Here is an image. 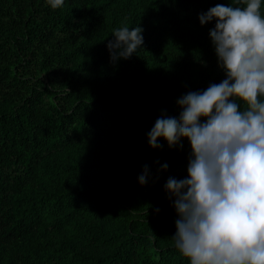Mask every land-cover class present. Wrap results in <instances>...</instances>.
<instances>
[{"label": "trees", "instance_id": "trees-1", "mask_svg": "<svg viewBox=\"0 0 264 264\" xmlns=\"http://www.w3.org/2000/svg\"><path fill=\"white\" fill-rule=\"evenodd\" d=\"M221 1L168 0L174 16L154 21L142 33L145 52L126 60L138 67L150 51L163 55L176 96L168 104L163 79L131 84L121 66L109 71L102 18L115 0H64L57 9L47 0H0V244L21 264H189L171 240L174 201L162 200L159 188L187 177L191 149L186 139L150 148L147 134L158 110L178 117L181 96L224 79L211 44L181 25L196 27L198 15ZM69 4L79 13H62ZM101 136L108 142L94 147L105 157L100 164L64 154ZM92 202L100 204L79 207ZM51 232H68L71 243L47 250ZM71 248L89 254L67 258Z\"/></svg>", "mask_w": 264, "mask_h": 264}, {"label": "clouds", "instance_id": "clouds-1", "mask_svg": "<svg viewBox=\"0 0 264 264\" xmlns=\"http://www.w3.org/2000/svg\"><path fill=\"white\" fill-rule=\"evenodd\" d=\"M47 3L57 9L64 0ZM236 5L217 3L198 15L201 26L214 22L209 38L224 79L181 96L179 116L162 114L147 134L150 148L160 139L182 147L186 139L191 149L187 177L165 184L177 215L171 240L189 264H264V17L261 0ZM142 33L115 28L110 62L136 54Z\"/></svg>", "mask_w": 264, "mask_h": 264}, {"label": "rangeland", "instance_id": "rangeland-1", "mask_svg": "<svg viewBox=\"0 0 264 264\" xmlns=\"http://www.w3.org/2000/svg\"><path fill=\"white\" fill-rule=\"evenodd\" d=\"M190 4H195L196 2L200 1L199 3L209 2L211 0H186ZM202 1V2H201ZM217 1V0H214ZM219 3L224 4H232L234 6L236 5V0H222ZM217 4V3H216ZM239 6H243L241 3ZM79 8L75 4H69L66 6H63L62 13H79ZM174 16L172 12V6L169 4L168 0H115V4L111 7L110 10L106 12L104 17L102 18L104 24L106 25L107 35L108 38L111 39V34L113 30L117 27H122L127 25L128 27H141L143 29V33L149 34V29L152 28V23L154 21H157L159 18H172ZM262 17H264L262 15ZM199 21V20H197ZM181 25H183L193 36L195 39L200 42L205 43L206 45H210L211 41L209 38V30L214 27V22L211 23V28H208L209 24L201 26L200 23H196V27L188 26L185 22L181 21ZM194 26V25H193ZM105 27V26H104ZM210 43V44H209ZM146 44V43H144ZM145 45H142L141 48L138 50V52H145ZM212 47V44H211ZM213 48V47H212ZM137 52V53H138ZM150 56H146L144 61L140 62V66L136 67L134 64L126 62L124 59H120L115 62V64L110 62V59L106 61L107 67L110 72H115L119 69L121 66L125 75L128 77L129 82L131 84L133 83H140L148 80V81H157L163 79V88L159 89L163 93L164 90L170 91V94H168V104L174 101L176 96L172 93L173 87L170 86V79L171 78H164L169 73V66L167 63H165L163 59V55L159 53L158 51H150ZM205 66V65H204ZM102 67V66H100ZM104 69V67H103ZM121 69V68H120ZM105 70V69H104ZM194 74H197V72H190ZM32 83H35L37 80L32 77ZM193 78L190 79L192 81ZM177 88L185 87L188 88L189 85L178 81ZM181 85V86H179ZM165 87V88H164ZM176 87V86H174ZM176 88V89H177ZM62 90H66V88H62ZM161 93V94H162ZM60 94V93H58ZM64 94V91L62 92ZM172 100V101H171ZM175 105L176 102L174 103ZM160 109V108H159ZM158 110V107L156 111ZM164 110H158V114H156V118L152 120V122L155 123L156 119L158 118V115H160ZM112 117L108 116L104 119V127L108 128L109 125L112 124ZM96 138V137H95ZM93 142V141H92ZM87 143L85 145H77L73 146L71 149L67 150L64 154H69L75 159H79L80 163L84 164H91V165H97L100 164L102 160L105 159L104 155L100 154V151H98V148L103 146L105 143L108 142V140L101 136L98 140H94L92 143ZM136 143V141H135ZM97 146L98 148L94 147ZM173 151V150H171ZM178 152V151H177ZM180 153V152H178ZM62 154V155H64ZM174 154V152L170 153L169 155ZM152 156L154 153L151 154ZM153 177L158 179L160 178L159 175L156 173L153 174ZM165 180L164 182L160 183V197L162 200H165L167 197H169L168 193L165 191ZM101 198H105L106 195L101 194ZM109 198V197H108ZM115 200V198L113 197ZM171 199V198H170ZM173 200V199H172ZM104 203H107L104 201ZM99 202H92V203H81L79 207L83 208H96L97 205H99ZM72 240L71 235L68 232H60L55 233L51 232L47 235V241L48 246H45L47 250H54L58 249L63 244H70ZM71 255L70 257L67 256V258L73 257V259H80L83 256H86L89 254L88 250H83L80 248H71ZM83 262V261H82ZM0 264H21L20 261L16 258L14 253L12 252L11 248L7 245H1L0 244Z\"/></svg>", "mask_w": 264, "mask_h": 264}]
</instances>
